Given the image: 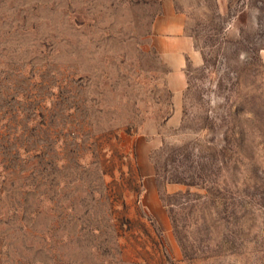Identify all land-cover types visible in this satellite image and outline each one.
Segmentation results:
<instances>
[{
	"label": "rangeland",
	"instance_id": "1",
	"mask_svg": "<svg viewBox=\"0 0 264 264\" xmlns=\"http://www.w3.org/2000/svg\"><path fill=\"white\" fill-rule=\"evenodd\" d=\"M0 0V264H264V0Z\"/></svg>",
	"mask_w": 264,
	"mask_h": 264
},
{
	"label": "crops",
	"instance_id": "2",
	"mask_svg": "<svg viewBox=\"0 0 264 264\" xmlns=\"http://www.w3.org/2000/svg\"><path fill=\"white\" fill-rule=\"evenodd\" d=\"M162 11L154 21L155 47L171 64L170 84L175 101L186 87V66L195 54L192 37L186 33V14L177 9L175 0H161Z\"/></svg>",
	"mask_w": 264,
	"mask_h": 264
}]
</instances>
